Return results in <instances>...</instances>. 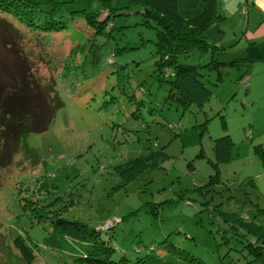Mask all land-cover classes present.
I'll use <instances>...</instances> for the list:
<instances>
[{"label": "rangeland", "instance_id": "374dc122", "mask_svg": "<svg viewBox=\"0 0 264 264\" xmlns=\"http://www.w3.org/2000/svg\"><path fill=\"white\" fill-rule=\"evenodd\" d=\"M86 1L63 0L56 11L69 16ZM109 1L115 13L98 31L83 17L57 31L31 29L0 11V40L15 30L39 85L50 88L54 102L55 95L61 99L46 129L24 135L12 161L0 164V264H27L13 243L18 235L37 254L31 264H86L44 243L55 234L50 218L56 213L92 227L111 223L101 237L115 259L145 257L153 245L149 253L169 264H264V253L248 250L253 238L221 215L245 210L264 220L256 209L264 205L257 183L264 184L247 176L264 161L250 137L264 134V79L249 89L242 71L246 62L264 61L227 62L247 44L242 23L222 18L219 28L212 23L203 31L207 41L209 33L220 35L224 47L177 54L179 62L203 64L212 89L204 104L183 108L172 77L158 64L166 52L158 49L156 22L140 1ZM0 50L9 57L2 44ZM212 56L226 62L210 67ZM224 133L233 140L232 156L217 161L213 138ZM158 149L165 153L159 163L129 178L130 159Z\"/></svg>", "mask_w": 264, "mask_h": 264}, {"label": "trees", "instance_id": "16d2710c", "mask_svg": "<svg viewBox=\"0 0 264 264\" xmlns=\"http://www.w3.org/2000/svg\"><path fill=\"white\" fill-rule=\"evenodd\" d=\"M95 1L101 6L99 10H91L89 5ZM143 4V12L156 22L158 49L166 52L165 58L158 62L159 66L166 68V76H171V84L179 95L175 97L182 102L183 108L192 101L201 105L210 99L212 89L206 84L208 72L203 64L183 63L176 58L177 54L193 47H215L210 44L203 31L214 21L221 18L218 12V0H134ZM63 0H0V11L9 13L22 24L31 29L42 31H57L67 26L68 19L83 17L86 24L100 30L107 23L109 17L115 13L109 0L86 1L82 7H72L68 10L69 16L63 14L61 5ZM66 6H68L66 4ZM91 12V13H90ZM2 24H0V29ZM15 30H9L7 41L0 40V44L9 49L10 55L0 50V164L5 165L12 161L13 154L17 151L21 138L30 133L43 131L49 125L53 114V107L61 104V99L55 95V100L50 98V88L39 85L37 77L32 72L31 60L17 43ZM219 47V46H218ZM224 47V46H221ZM264 58V43L248 41L242 49V55L227 60L232 64L238 60H253ZM110 60L111 57H108ZM213 62V63H212ZM212 58L207 63H224ZM220 77L219 73L215 74ZM54 96V95H51ZM54 104V105H52ZM222 116V126L226 128L225 119ZM207 120V119H206ZM233 140L229 133L213 138V153L217 161H225L231 158ZM264 156L263 149L254 144ZM165 156L163 150L158 149L145 157H135L128 162L133 172L129 178L146 164L159 163L158 159ZM151 159L149 160V158ZM217 163V162H216ZM122 167V166H121ZM124 168H120V170ZM212 178H209L211 181ZM258 205V204H257ZM256 205V206H257ZM261 215H264V205L258 206ZM245 210L236 214L235 211L222 210L221 215L225 219L233 218L232 224L242 229L243 234L253 238L249 242L248 250L255 255L264 253V220L257 221V214L246 215ZM259 214V215H260ZM258 215V216H259ZM53 227V235L46 236L45 244L51 247H60L73 254L78 262L86 264H169L168 259L162 256L149 255L128 260L126 256L113 258L114 247L101 237V231L113 226L103 228L89 226L78 218H67L60 214H53L50 218ZM15 247L19 250L22 259L31 264L37 254L18 235L13 238ZM142 247H135L139 252ZM252 259H250L251 261ZM249 260L242 264H249Z\"/></svg>", "mask_w": 264, "mask_h": 264}, {"label": "crops", "instance_id": "0c3cea01", "mask_svg": "<svg viewBox=\"0 0 264 264\" xmlns=\"http://www.w3.org/2000/svg\"><path fill=\"white\" fill-rule=\"evenodd\" d=\"M217 8H218V12L221 15V18L213 22L215 23L214 26L219 28V25L221 24V22L219 21L223 20L222 18L226 19L227 17H229L231 18L230 21H233V22L239 21L240 23H242L241 24L242 39L245 40L242 43L244 42L247 43L248 41H256V42L262 41L264 43V0H218ZM210 29L211 28H209L207 32H210ZM207 39L208 41H211V42H216L218 40V42H216L217 43L216 47L218 46L221 47L226 44L224 40L220 39V35L215 36L209 33V35H207ZM262 42H258V43H262ZM253 60L264 61V58L263 59H253ZM249 63L251 62H246L242 64L244 66L242 71L245 72V78L248 79V83H246V87L248 84H250L249 89H251L253 85L255 84V82L257 83L264 79V73H263L264 62H262L263 64H257V63L249 64ZM260 93H261L260 96L264 98V93L263 92H260ZM246 96L249 97V94H246L244 97L246 98ZM250 100L253 101V98H251ZM250 137L252 140L251 146L252 144H258V146H260L264 151V134L254 137V135H252L251 133ZM263 159H264V156L261 160L263 161ZM254 168H255V171H252L247 176H255L257 179L262 180L264 184V161L261 162V164L257 166L255 165ZM257 187H258V192H259L258 196H261L259 198L262 199L264 202V199H263L264 198V185L260 187L259 183H257Z\"/></svg>", "mask_w": 264, "mask_h": 264}, {"label": "built area", "instance_id": "2783aa9c", "mask_svg": "<svg viewBox=\"0 0 264 264\" xmlns=\"http://www.w3.org/2000/svg\"><path fill=\"white\" fill-rule=\"evenodd\" d=\"M111 223H107V224H102L103 228L109 227Z\"/></svg>", "mask_w": 264, "mask_h": 264}]
</instances>
